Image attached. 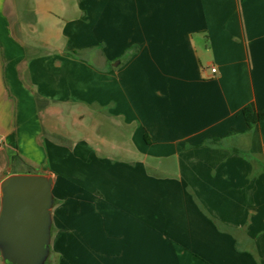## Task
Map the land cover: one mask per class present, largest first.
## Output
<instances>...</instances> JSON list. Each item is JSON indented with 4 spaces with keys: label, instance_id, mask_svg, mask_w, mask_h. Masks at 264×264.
Instances as JSON below:
<instances>
[{
    "label": "crops",
    "instance_id": "0c3cea01",
    "mask_svg": "<svg viewBox=\"0 0 264 264\" xmlns=\"http://www.w3.org/2000/svg\"><path fill=\"white\" fill-rule=\"evenodd\" d=\"M246 106L264 0H0V183L52 177L49 264H264Z\"/></svg>",
    "mask_w": 264,
    "mask_h": 264
},
{
    "label": "water",
    "instance_id": "95a60500",
    "mask_svg": "<svg viewBox=\"0 0 264 264\" xmlns=\"http://www.w3.org/2000/svg\"><path fill=\"white\" fill-rule=\"evenodd\" d=\"M53 179L14 174L0 183L1 264H45L51 242Z\"/></svg>",
    "mask_w": 264,
    "mask_h": 264
},
{
    "label": "trees",
    "instance_id": "16d2710c",
    "mask_svg": "<svg viewBox=\"0 0 264 264\" xmlns=\"http://www.w3.org/2000/svg\"><path fill=\"white\" fill-rule=\"evenodd\" d=\"M242 115L247 126L251 127L264 120V112L256 111L251 106H246L242 110Z\"/></svg>",
    "mask_w": 264,
    "mask_h": 264
},
{
    "label": "rangeland",
    "instance_id": "374dc122",
    "mask_svg": "<svg viewBox=\"0 0 264 264\" xmlns=\"http://www.w3.org/2000/svg\"><path fill=\"white\" fill-rule=\"evenodd\" d=\"M45 264H49V262L48 261H46V263Z\"/></svg>",
    "mask_w": 264,
    "mask_h": 264
},
{
    "label": "built area",
    "instance_id": "2783aa9c",
    "mask_svg": "<svg viewBox=\"0 0 264 264\" xmlns=\"http://www.w3.org/2000/svg\"><path fill=\"white\" fill-rule=\"evenodd\" d=\"M215 70L214 69H212V72H214Z\"/></svg>",
    "mask_w": 264,
    "mask_h": 264
}]
</instances>
